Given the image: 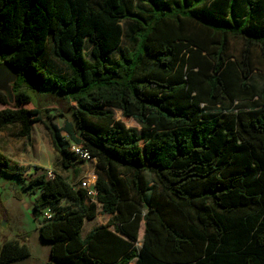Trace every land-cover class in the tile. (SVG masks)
Here are the masks:
<instances>
[{
    "label": "trees",
    "instance_id": "trees-1",
    "mask_svg": "<svg viewBox=\"0 0 264 264\" xmlns=\"http://www.w3.org/2000/svg\"><path fill=\"white\" fill-rule=\"evenodd\" d=\"M125 37L132 48L110 63ZM255 51L264 60V0H0V61L19 70L14 99L0 91V129L30 138L42 123L64 170L84 162L73 144L97 161L92 202L60 173L36 167L27 179L0 152L1 176L39 189L35 213L52 212L40 227L49 264H264ZM49 54L67 73L48 67ZM27 88L68 100L74 120L60 127L22 108ZM100 213L108 224L84 236ZM29 257L18 240L0 245V264Z\"/></svg>",
    "mask_w": 264,
    "mask_h": 264
},
{
    "label": "rangeland",
    "instance_id": "rangeland-1",
    "mask_svg": "<svg viewBox=\"0 0 264 264\" xmlns=\"http://www.w3.org/2000/svg\"><path fill=\"white\" fill-rule=\"evenodd\" d=\"M125 48H132V44L127 37L124 38L121 49L109 55L110 63H113L120 51ZM243 50V42L233 40L230 43L229 55L233 59H239ZM87 55H90V45H87ZM253 56L255 69L253 79L255 84L259 88H262L264 84V60L257 51L254 52ZM47 60V65L52 71L67 73L66 67L57 62L51 54L47 56ZM26 91L31 95L32 103L24 105L22 108L41 110L44 118L51 115L54 123L60 127H64L66 121L74 120L73 110L75 107L65 98L52 93L33 91L28 88ZM4 108L6 107L0 105V110ZM115 113L116 117L124 121L128 127L136 128L139 131L141 130V127L134 119L123 117L120 111H115ZM19 129V125H15L5 130H0V152L7 157L10 156L14 164L22 163L21 166L26 169L25 177L27 179L30 174L36 172V167H39V164L47 163L50 164V169L44 172L60 173L75 187L81 186V183L84 181L97 179L96 160L76 162L74 163V167L68 170L62 168L61 160L54 148L52 137L42 123H34L33 132L29 139L20 137L18 135ZM64 136L69 139L66 133H64ZM40 195L41 192L39 189H24L20 184L13 182L12 177L6 175L0 177V245H3L6 239L5 237L11 240H18L20 238L19 228L21 229L22 227L24 230H27L30 233L31 241V245H28L33 258L31 264H42L50 260L51 245L42 243L39 239V227L40 223L45 220V213L37 215L34 209V204ZM7 213L17 222L14 229L5 228L1 219L2 214ZM109 221V216L100 213L96 219L86 221L83 235L86 236L95 227L106 225ZM143 229L144 227L141 230L140 242L137 244L138 248L142 246Z\"/></svg>",
    "mask_w": 264,
    "mask_h": 264
},
{
    "label": "crops",
    "instance_id": "crops-1",
    "mask_svg": "<svg viewBox=\"0 0 264 264\" xmlns=\"http://www.w3.org/2000/svg\"><path fill=\"white\" fill-rule=\"evenodd\" d=\"M34 125V124H33ZM33 125H32V132H33ZM11 127V126H10ZM8 128V127H7ZM6 128L4 129H0V130H5ZM32 132H31V135H32ZM27 138V137H26ZM29 139V138H28ZM58 153V152H57ZM58 156H59V159L61 160L60 158V155L58 153ZM10 160L12 159L10 156L8 157ZM12 161V160H11ZM13 162V161H12ZM20 164V165H19ZM17 164L18 166H21L22 163H19ZM39 168L43 169V170H47V169H50V164L47 163V164H39ZM22 167V166H21ZM13 182L15 183H18L22 186L21 182L17 179V178H14L13 177ZM23 188V186H22ZM35 206V204H34ZM108 216V215H107ZM110 217V216H109ZM4 225H5V228H10V229H14L15 226L17 225V222L7 213V214H2V217H1ZM18 221V220H17ZM43 224V222L40 223V227L41 225ZM23 226V225H22ZM101 226V225H100ZM40 227H39V230H40ZM18 232H19V236L20 238L18 239V241H20L21 243L23 244H26L27 246L30 244L31 245V241H30V233L27 231V230H24L22 227L21 229L19 228L18 229ZM5 241H11V239H8L7 237H5ZM40 241L42 243H45L43 242V240L41 239V236H40ZM14 240H17V239H14ZM32 256L27 258V259H24V260H20V261H16V262H13L11 264H31L32 263ZM50 263V260L48 262H43L42 264H49Z\"/></svg>",
    "mask_w": 264,
    "mask_h": 264
},
{
    "label": "built area",
    "instance_id": "built-area-1",
    "mask_svg": "<svg viewBox=\"0 0 264 264\" xmlns=\"http://www.w3.org/2000/svg\"><path fill=\"white\" fill-rule=\"evenodd\" d=\"M73 151L78 155V157L83 160L84 162H88V161H92L95 160L94 158H92L91 153L88 150L83 149L80 146L77 145H73ZM47 175L49 178H52L54 176L53 172H47ZM0 177H1V173H0ZM96 180H88V181H84L81 183L82 188L87 190V195L88 198L90 199V201L94 202L96 200L97 197V190L95 188L96 185ZM45 217L50 219L52 218V212L51 211H47L45 214Z\"/></svg>",
    "mask_w": 264,
    "mask_h": 264
},
{
    "label": "water",
    "instance_id": "water-1",
    "mask_svg": "<svg viewBox=\"0 0 264 264\" xmlns=\"http://www.w3.org/2000/svg\"><path fill=\"white\" fill-rule=\"evenodd\" d=\"M19 77V70L10 63L0 61V91L14 99L13 85Z\"/></svg>",
    "mask_w": 264,
    "mask_h": 264
}]
</instances>
